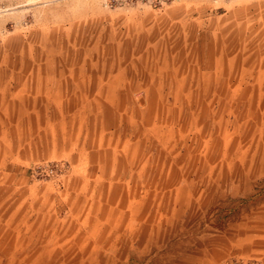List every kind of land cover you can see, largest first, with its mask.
I'll return each instance as SVG.
<instances>
[{"label":"rangeland","instance_id":"1","mask_svg":"<svg viewBox=\"0 0 264 264\" xmlns=\"http://www.w3.org/2000/svg\"><path fill=\"white\" fill-rule=\"evenodd\" d=\"M0 264H264V0H0Z\"/></svg>","mask_w":264,"mask_h":264}]
</instances>
